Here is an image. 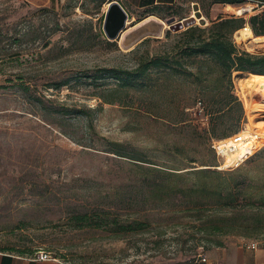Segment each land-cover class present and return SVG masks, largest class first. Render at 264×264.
I'll list each match as a JSON object with an SVG mask.
<instances>
[{
    "label": "rangeland",
    "instance_id": "obj_1",
    "mask_svg": "<svg viewBox=\"0 0 264 264\" xmlns=\"http://www.w3.org/2000/svg\"><path fill=\"white\" fill-rule=\"evenodd\" d=\"M214 1L178 0L161 7L147 19L151 27L158 23L157 31L135 39L131 28L147 13L139 12L119 37L108 39L101 0H51L46 6L0 0V251L31 255L43 249L68 264H197L194 252L203 256L208 250H184L177 239L200 234L189 227L194 220L182 226L185 219L179 217L166 226L159 210L137 212L149 205L137 204L142 170L136 165L180 171L244 167L249 176H264V147L226 165V156L213 146L247 121L238 72L232 73V90L227 78L215 86L217 65L205 55L182 57L184 29H169L168 21L193 11L205 18L195 24L203 27L218 16L247 18L257 9L246 0ZM234 35L239 50L264 53V47ZM163 51L181 57L191 77L153 70L155 80L123 87L109 74L132 70L144 56ZM198 72L208 81L191 83ZM230 95L237 99L226 107ZM220 105V113L208 114ZM183 155L198 162L190 165ZM135 217L147 224L121 229ZM220 239L224 245L254 242V248H264V235ZM191 244L189 239L185 248Z\"/></svg>",
    "mask_w": 264,
    "mask_h": 264
},
{
    "label": "trees",
    "instance_id": "obj_2",
    "mask_svg": "<svg viewBox=\"0 0 264 264\" xmlns=\"http://www.w3.org/2000/svg\"><path fill=\"white\" fill-rule=\"evenodd\" d=\"M243 1L245 0L214 2L235 4ZM246 1L257 4V9L247 18L218 16L208 25L202 27L194 24L181 31V34L186 36L180 48L182 57L195 59L197 56L205 55L219 68L221 75L214 78L215 86L221 85L222 80L227 78V86L232 90V73L236 71L264 74V53L254 54L239 50L231 38L233 32L245 24L250 26L255 36H264V0ZM101 3H104V0H101ZM161 7L166 6L155 5L146 12L152 14ZM169 33L168 30L166 34ZM99 34L96 33L97 36ZM81 43L85 45L83 41ZM90 45L92 44H88ZM1 59L0 57V61ZM184 65L181 57H173L169 55V51H163L144 56L132 70L111 69L109 74L120 82L119 85L126 87L133 85L136 80H155L151 75L153 70L164 72L169 69L173 73H183L191 77L192 72L185 70ZM203 75L202 72H198V76L191 79V83L208 81L206 75H204L206 80L202 78ZM235 99L236 96L230 95L224 106L230 107ZM222 110L223 107L220 105L208 111V114L216 115ZM213 119L214 117L210 118V121ZM183 121L185 120H179L177 123ZM186 123L179 124V127L183 128L181 125ZM114 151L122 155L119 154L121 153L119 150ZM183 159L190 165L198 162V159L192 155H183ZM202 164L208 165L205 162ZM136 166L142 170L136 178L139 186L137 194L142 196L140 199L136 197L137 204L141 202L149 205L146 208L140 207L138 213L143 210L148 213L159 210L163 212L166 226L176 224L175 220L177 221L179 217L185 219L182 226L189 224L191 219L194 220L189 227L196 228L195 230L200 234H187L186 238L178 237L182 249L195 251L196 248L203 247L204 250H209L212 246H223V241L220 239L223 235L237 234L249 238L264 235V176H249L244 167L222 171L206 166L180 171L179 168L173 167ZM94 208L104 210V207ZM88 212L86 211L85 215H88ZM104 217L102 218L104 220L108 218V216ZM127 220V223L121 225V229L126 231H135L147 224V222L145 224L146 219L135 217ZM189 239H192V244L185 248ZM194 253L195 257L198 255V259L201 257L198 252Z\"/></svg>",
    "mask_w": 264,
    "mask_h": 264
},
{
    "label": "bare ground",
    "instance_id": "obj_3",
    "mask_svg": "<svg viewBox=\"0 0 264 264\" xmlns=\"http://www.w3.org/2000/svg\"><path fill=\"white\" fill-rule=\"evenodd\" d=\"M236 41H246L255 47H264V36H255L249 25L235 32ZM238 72L239 92L244 98L247 121L243 128L216 141L213 146L219 155L226 156V165L234 164L247 154L264 147V74ZM240 94V93H239Z\"/></svg>",
    "mask_w": 264,
    "mask_h": 264
},
{
    "label": "crops",
    "instance_id": "obj_4",
    "mask_svg": "<svg viewBox=\"0 0 264 264\" xmlns=\"http://www.w3.org/2000/svg\"><path fill=\"white\" fill-rule=\"evenodd\" d=\"M33 6H46L51 0H27ZM114 0L104 1L105 9L108 4ZM127 12L128 18L131 16L132 21L139 12L149 10L152 6H167L176 3L178 0H116ZM240 8L236 9V13ZM143 20L137 22L134 29L150 19L151 13H145ZM149 16V17H146ZM146 34V33H145ZM143 34L142 36H145ZM205 262L197 261V264H264V248H251L249 244L244 245H223L216 246L204 252ZM30 254L8 253L0 251V264H63L55 260H32Z\"/></svg>",
    "mask_w": 264,
    "mask_h": 264
},
{
    "label": "water",
    "instance_id": "obj_5",
    "mask_svg": "<svg viewBox=\"0 0 264 264\" xmlns=\"http://www.w3.org/2000/svg\"><path fill=\"white\" fill-rule=\"evenodd\" d=\"M204 20H205L204 17H200L199 19H197L193 15L189 17H184L182 18V20L177 21V22L170 20L168 21L169 29L173 31H179L191 25L196 24V22H198L199 24H202ZM127 21H128V14L122 8L120 3L117 2L116 0L110 2L105 10L103 23H102V30L105 36L108 39H116L117 37H119L120 33L126 27ZM151 21H148V22L146 21L142 25L134 28L132 32L130 33L134 34V38L136 39L145 33L156 32L157 29L159 28V25L157 23L156 27H151L149 24V22Z\"/></svg>",
    "mask_w": 264,
    "mask_h": 264
},
{
    "label": "built area",
    "instance_id": "obj_6",
    "mask_svg": "<svg viewBox=\"0 0 264 264\" xmlns=\"http://www.w3.org/2000/svg\"><path fill=\"white\" fill-rule=\"evenodd\" d=\"M257 5V4H256ZM194 13L195 11H193V16H194ZM249 246L251 248H254L255 247V243L252 242L251 244H249ZM30 259L32 260H55V261H59L63 264H68L66 262H64L62 259H60L59 257L51 254L50 252L48 251H45L43 249H40V250H36L35 252H33V254H31L30 256ZM199 262H205V257L204 256H201L199 259H198Z\"/></svg>",
    "mask_w": 264,
    "mask_h": 264
}]
</instances>
